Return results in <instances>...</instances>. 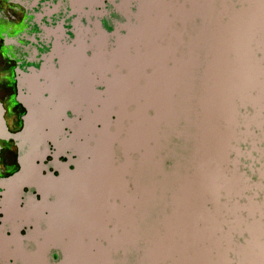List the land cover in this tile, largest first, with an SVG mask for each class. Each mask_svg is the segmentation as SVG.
<instances>
[{
	"label": "water",
	"instance_id": "water-1",
	"mask_svg": "<svg viewBox=\"0 0 264 264\" xmlns=\"http://www.w3.org/2000/svg\"><path fill=\"white\" fill-rule=\"evenodd\" d=\"M129 1L130 31L139 12L134 0ZM176 5L179 12L170 17L168 37L170 42L172 36L176 38L179 68L193 74L194 123L191 127L183 124V137L180 132L164 135L161 120L149 111L147 128L139 118V100L129 99V176L125 178L129 201L118 196L110 199L118 211L111 214L129 216V248L114 250L109 263L264 264V0H179ZM140 48L130 39L129 57H138ZM61 60H45L40 69L24 77L29 83L34 81L39 90L33 93L28 87L27 96L21 98L36 108H31L20 134H9L0 107V139L18 142L20 166L3 185L15 190V198L25 187L36 188L41 196L37 207L41 208V220L46 221L52 218L49 206L74 198L63 193L65 186L94 164L89 154L77 153L71 146L59 148V143L84 142L76 134V128L85 121L82 113L65 108L54 121L37 115L43 109L49 112L58 102L49 87L52 78L61 73ZM168 65H172L171 60ZM149 69L146 65L144 73ZM222 88L232 89L234 119L228 123L216 120L224 135L217 168L227 183H233L231 187L221 185L215 192L212 189L198 200L188 199L185 185L197 182L198 172L207 162L214 166L207 155L217 139L203 133L201 108ZM94 90L102 95L96 82ZM116 121L115 114L107 117L109 125ZM101 128L99 122L93 125L95 131ZM61 157L68 161H61ZM120 161L118 153L111 158L113 164ZM51 166L58 169L59 176L50 171ZM197 207L205 216L198 214ZM106 215L105 230L109 232L115 219L108 210ZM45 231L38 226L37 245ZM67 239L60 236L46 249L45 264H51V248L61 253L56 264L69 263L70 252L62 246ZM95 241L108 249L107 241Z\"/></svg>",
	"mask_w": 264,
	"mask_h": 264
},
{
	"label": "rangeland",
	"instance_id": "rangeland-1",
	"mask_svg": "<svg viewBox=\"0 0 264 264\" xmlns=\"http://www.w3.org/2000/svg\"><path fill=\"white\" fill-rule=\"evenodd\" d=\"M92 1L75 0V4L79 7ZM178 1L134 0L138 6V21L130 31L129 23L127 24L126 34L117 39L116 49L111 54H103L104 38L97 36L93 38L92 44L95 57L86 59L81 53L87 48V44L80 42L75 51L68 50V55L60 61L61 73L52 78L49 87L58 102L49 112L43 109L37 115L54 121L65 108H73L82 113L85 121L76 128V134L84 142L59 143V148L71 146L77 153L89 154L94 164L86 166L81 177L69 182L63 189V193L74 197L73 199L59 200L57 204L48 207L52 218L46 221L47 230L43 234V240L37 245V252L28 254L23 247L16 246L15 253L23 264H45L46 249L55 244L60 236L68 238L62 245L70 252L68 264H108L109 256L114 250L129 248V216L111 214L118 211L113 209L110 200L118 196L129 201L125 181L129 176V99L139 100L142 107L139 118L147 128L149 111L161 120L164 135L169 131L176 134L180 132L183 137V124L191 127L194 123L191 105L193 74L179 68L176 38L172 36L170 42L168 37L170 17L177 16L179 12L176 5ZM128 4L130 7L131 2L123 0L121 8L126 10ZM130 39L134 40V45L141 47L138 57H129ZM169 60L172 61L171 66L168 65ZM146 65H150V69L144 73ZM105 74H109V77L106 78ZM97 77L106 85L104 96L94 90ZM29 89L36 93L39 86L30 81ZM232 97V89L222 88L220 92L212 94L211 102L201 108L203 133L217 139L207 155L214 166L210 167L207 162L200 168L197 182L185 185L188 199L198 200L200 195L209 193L212 189L215 192V188L221 185L232 186L233 181L227 183L226 177L217 168V161L222 156L224 135L216 121H233ZM110 114L117 116L114 125L107 122ZM97 122L102 124L100 131L93 129ZM218 131L219 134H216ZM115 153L121 156L120 164L111 162ZM98 161L104 164L99 166ZM8 206L13 212V198ZM198 209V214L205 216L201 208ZM106 210L115 219L113 230L109 232L105 230ZM28 217L40 221L41 208L31 206ZM97 238L107 241L108 249L100 246L95 241ZM168 242L169 237L165 244ZM0 250L6 254L8 243L0 241Z\"/></svg>",
	"mask_w": 264,
	"mask_h": 264
},
{
	"label": "flooded vegetation",
	"instance_id": "flooded-vegetation-1",
	"mask_svg": "<svg viewBox=\"0 0 264 264\" xmlns=\"http://www.w3.org/2000/svg\"><path fill=\"white\" fill-rule=\"evenodd\" d=\"M122 1L93 0L78 7L75 0H0V107L10 135L24 130L25 119L31 108H36L31 101L21 100L27 96L29 87L24 77L40 69L45 60L64 59L68 50L75 51L80 42L87 44L81 54L88 59L95 57L92 44L97 36L104 38L103 54H111L116 49L117 39L126 34L129 23V4L124 10ZM95 82L104 96L106 85L99 77ZM68 116H73L71 111ZM37 121L43 120L37 118ZM49 147L52 152L56 151L52 143ZM18 156V142L1 138L0 241L8 243V252L0 250V264H23L15 253L16 246L32 254L37 250L38 226L41 231L47 229L46 220L38 222L28 217L29 208L37 207L41 200L37 189L25 187L15 198L12 196L15 190L3 185L6 178L19 170ZM60 160L68 161L66 157ZM48 161L53 158L48 157ZM69 168L74 170L72 165ZM50 171L59 176L58 169L51 166ZM11 198L14 199L13 212L8 206ZM60 259V251L51 248L50 263L56 264Z\"/></svg>",
	"mask_w": 264,
	"mask_h": 264
}]
</instances>
